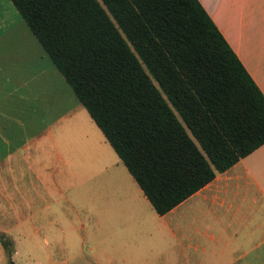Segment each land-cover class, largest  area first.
<instances>
[{"label":"crops","instance_id":"0c3cea01","mask_svg":"<svg viewBox=\"0 0 264 264\" xmlns=\"http://www.w3.org/2000/svg\"><path fill=\"white\" fill-rule=\"evenodd\" d=\"M199 2L264 95V0ZM0 232L11 256L19 233L48 234L50 264H264V142L157 213L0 0Z\"/></svg>","mask_w":264,"mask_h":264},{"label":"trees","instance_id":"16d2710c","mask_svg":"<svg viewBox=\"0 0 264 264\" xmlns=\"http://www.w3.org/2000/svg\"><path fill=\"white\" fill-rule=\"evenodd\" d=\"M11 2L157 213L264 142V95L199 0Z\"/></svg>","mask_w":264,"mask_h":264},{"label":"rangeland","instance_id":"374dc122","mask_svg":"<svg viewBox=\"0 0 264 264\" xmlns=\"http://www.w3.org/2000/svg\"><path fill=\"white\" fill-rule=\"evenodd\" d=\"M89 171L90 172H85L84 170L83 174L78 171V177L81 179L83 177L84 179L90 180V182H94L101 175V172L98 170L89 169ZM76 208L79 214H81L80 203L76 205ZM81 235V230L79 229L76 236L78 241L81 239ZM17 237L19 238L17 253L11 256V260L14 264H50V257H53L57 250L50 241L51 238L48 234L19 233ZM45 239L47 240L46 243ZM3 256L4 257L0 260V264H10L5 254Z\"/></svg>","mask_w":264,"mask_h":264}]
</instances>
